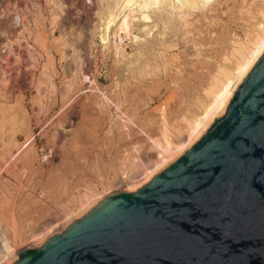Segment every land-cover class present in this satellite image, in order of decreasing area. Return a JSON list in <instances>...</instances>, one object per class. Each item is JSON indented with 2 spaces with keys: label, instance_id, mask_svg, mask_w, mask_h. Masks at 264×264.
Returning a JSON list of instances; mask_svg holds the SVG:
<instances>
[{
  "label": "rangeland",
  "instance_id": "rangeland-1",
  "mask_svg": "<svg viewBox=\"0 0 264 264\" xmlns=\"http://www.w3.org/2000/svg\"><path fill=\"white\" fill-rule=\"evenodd\" d=\"M263 37L264 0H0L1 264L176 161Z\"/></svg>",
  "mask_w": 264,
  "mask_h": 264
},
{
  "label": "water",
  "instance_id": "water-1",
  "mask_svg": "<svg viewBox=\"0 0 264 264\" xmlns=\"http://www.w3.org/2000/svg\"><path fill=\"white\" fill-rule=\"evenodd\" d=\"M17 256L12 264H264V52L176 161Z\"/></svg>",
  "mask_w": 264,
  "mask_h": 264
},
{
  "label": "bare ground",
  "instance_id": "bare-ground-1",
  "mask_svg": "<svg viewBox=\"0 0 264 264\" xmlns=\"http://www.w3.org/2000/svg\"><path fill=\"white\" fill-rule=\"evenodd\" d=\"M191 1H196V0H191ZM205 1V0H204ZM156 2V1H155ZM171 2V1H170ZM150 5V4H149ZM153 6V5H152ZM124 12V11H123ZM125 17V13H120L118 14V16H116V19H123ZM126 18V17H125ZM124 18V19H125ZM148 18V16L144 17V20H146ZM126 20V19H125ZM126 23V22H124ZM124 25V24H123ZM258 46L256 47L255 50H253L251 52V56L250 58L245 56L244 61L242 63L239 64V66L237 67L238 69V73L237 74V79L236 82L233 83L232 80L229 78H227V81L224 82L220 88L218 87V89L214 92L211 93V95H213V102L208 105L207 108H205V112L204 115H202L203 117L196 119V121L192 124L191 122V126H190V137L195 136V140L196 138H199L201 135L203 136V134L206 132V130L209 128L210 124L213 123L214 119L216 118V116H222L226 110V107L229 104V101L231 100L232 96L234 95V92L236 91L237 87L240 85V83L243 81V79L247 76V74L250 72V70L253 68L254 64L257 62V60L260 58V56L263 54L264 52V37L260 39V41L257 44ZM245 48V47H244ZM236 50V49H235ZM249 50V49H247ZM252 50V49H251ZM238 51V50H237ZM239 53V52H238ZM250 53V52H249ZM240 54V53H239ZM242 54V53H241ZM243 55V54H242ZM242 58V57H241ZM240 62V61H239ZM223 72V71H222ZM227 72V71H226ZM230 74V73H229ZM224 75V74H223ZM235 75V74H234ZM230 76V75H229ZM226 77V76H225ZM224 78V77H223ZM236 78V77H235ZM226 79V78H225ZM217 84V83H216ZM216 87V86H215ZM214 89V88H213ZM211 92V91H210ZM209 92V94H210ZM189 122V120H188ZM189 127V126H188ZM201 136V137H202ZM200 137V138H201ZM199 138V139H200ZM198 139V140H199ZM197 140V141H198ZM183 141H179L178 145H180ZM177 145V146H178ZM175 147V146H174ZM170 149V147H169ZM173 149V148H172ZM176 149V148H174ZM173 149V150H174ZM173 150H167L169 152V154L171 153V151ZM181 153H183V149L181 148ZM185 151V150H184ZM173 154V153H172ZM178 154V153H177ZM166 155V154H165ZM165 155L162 158H165ZM160 156V155H159ZM170 157V156H169ZM167 158V157H166ZM161 159V158H160ZM155 161V160H154ZM173 161V160H172ZM158 162V161H157ZM153 163V161H152ZM160 163V162H159ZM158 163V164H159ZM157 164V165H158ZM165 165V164H164ZM149 167V166H148ZM163 167V166H162ZM164 168V167H163ZM147 169V168H146ZM149 169V168H148ZM159 170V169H158ZM157 171V169H156ZM151 172V171H150ZM149 176V175H148ZM149 180V179H148ZM132 188H130L131 190ZM6 245V244H5ZM4 245V247H5ZM11 250L9 249V247L5 248L4 250H2V252L0 253V264L3 263L1 262V260L8 255ZM19 251L16 252H12V256L14 259L18 258L17 253ZM11 255V254H10ZM12 258V259H13ZM13 259V260H14ZM4 261V260H3Z\"/></svg>",
  "mask_w": 264,
  "mask_h": 264
}]
</instances>
